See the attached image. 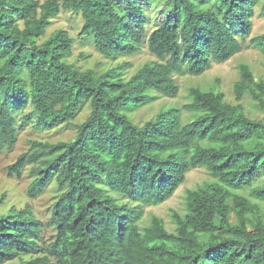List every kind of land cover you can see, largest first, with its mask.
Instances as JSON below:
<instances>
[{
	"label": "trees",
	"instance_id": "16d2710c",
	"mask_svg": "<svg viewBox=\"0 0 264 264\" xmlns=\"http://www.w3.org/2000/svg\"><path fill=\"white\" fill-rule=\"evenodd\" d=\"M154 2L160 20L147 34ZM256 7L264 14V0H0V154L14 148L16 115L27 107L20 127L34 116L39 130L74 129L69 140H29L7 166L16 177L29 166V198L52 182L59 194L46 223L26 204L0 211V264H264V80L242 63L234 103L191 86L188 101L141 124L127 114L157 93L174 96L173 74L197 76L238 53ZM64 10L79 13L80 44L102 57L146 43L155 59L129 77L126 60L76 65L75 38L62 28L46 35ZM249 40L264 55V33ZM243 98L263 115L246 112ZM195 167L209 179L186 189L172 229L156 215L141 224L143 207L170 198ZM47 226L54 233L45 241Z\"/></svg>",
	"mask_w": 264,
	"mask_h": 264
},
{
	"label": "rangeland",
	"instance_id": "374dc122",
	"mask_svg": "<svg viewBox=\"0 0 264 264\" xmlns=\"http://www.w3.org/2000/svg\"><path fill=\"white\" fill-rule=\"evenodd\" d=\"M261 1V0H260ZM151 19L150 24L147 26V34L156 26L160 20L158 3L154 2L148 11ZM252 30L250 38L264 33V14H259L258 7L255 8V15L252 18ZM82 21L79 13L70 10L61 11L57 17L53 18L51 24L48 26L46 35L50 34L53 30L62 28L66 29L69 34L75 38L72 47L71 60H76V65L82 68H92L103 70L107 67L121 63L126 60L131 63V66L125 70V76L129 77L138 67L143 63L154 60L155 56L149 52L147 44L143 43L137 53L118 58L116 60H109L98 54L92 46L80 44L79 30ZM248 38L242 45L240 51L236 53L229 60L222 63L213 62L208 69L202 74L194 76L188 74L186 71L180 74H173L175 83L178 86V92L174 96H165L162 94H155L154 98L130 112L128 116L137 124H141L145 120L151 118L156 112L162 108H167L173 104L178 107L189 100L188 90L191 86H200L205 89H214L221 91L224 99L234 103L233 83L239 77V66L242 63L248 64L256 79L264 80V55L254 48ZM80 53H85L86 58L82 59ZM241 103L246 112L252 116L260 117L263 114L255 110L252 103L243 98ZM31 108L27 107L21 114L16 115L17 126L19 128L17 141L14 148L10 151H5L0 154V195L5 194L4 204L0 207V211L6 210L9 207H24L29 205L34 215L41 219L44 223L48 222L50 217L51 205L59 194L57 185L50 183L44 192L35 198L27 196V186L29 185L32 177L29 174V166H26L20 177L8 175L7 166L12 164L16 157L28 148V142L31 139L40 141L55 142L58 140H69L74 136V129L69 125H60L56 128L39 130L35 127L34 116L28 117V122L22 124L21 117L28 115ZM89 112L88 106H85L76 116L75 122L84 120ZM182 120L187 121L191 117L186 112H181ZM209 179L208 172L202 167H195L186 172L185 180L178 186L174 194L162 202L154 206L143 207V217L141 224H146L152 215H156L163 219L166 227L172 229L173 224L170 221L171 210L175 209L179 212L184 210V195L186 189L194 188L205 180ZM54 233L52 227H45L43 229V237L45 241ZM18 259H11L1 264H17Z\"/></svg>",
	"mask_w": 264,
	"mask_h": 264
}]
</instances>
